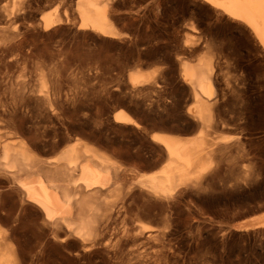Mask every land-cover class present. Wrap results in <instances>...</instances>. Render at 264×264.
Listing matches in <instances>:
<instances>
[{
	"label": "rangeland",
	"instance_id": "1",
	"mask_svg": "<svg viewBox=\"0 0 264 264\" xmlns=\"http://www.w3.org/2000/svg\"><path fill=\"white\" fill-rule=\"evenodd\" d=\"M76 1L36 4L37 21L50 15L62 22L27 47L25 60L1 74L10 81L7 88L0 82V96L7 97V112L13 113L2 123L41 158L57 155L82 137L126 163L147 168L163 152L153 132L199 136L181 62L195 64L210 57L218 86L216 111L225 124L217 133L230 138L235 150L200 182L185 188L184 200L172 208L157 256L148 264H264V253L256 252L264 226L250 225L257 221L254 216L264 214V49L252 30L204 0H110V16L120 34L109 37L78 29ZM137 70L148 76L133 86L129 75ZM41 73L48 79V99L39 96ZM118 109L133 122L115 121ZM5 182L0 176V185ZM1 201L5 211L0 210V228L13 222L26 255L24 264L31 256L36 264L116 263L106 256L77 254L73 244L67 250L50 239L45 228L39 230L44 231V245L35 248L39 239L32 234L34 212L21 208L17 198ZM249 231L254 232V244L246 249L248 237L242 232Z\"/></svg>",
	"mask_w": 264,
	"mask_h": 264
},
{
	"label": "bare ground",
	"instance_id": "2",
	"mask_svg": "<svg viewBox=\"0 0 264 264\" xmlns=\"http://www.w3.org/2000/svg\"><path fill=\"white\" fill-rule=\"evenodd\" d=\"M38 1L0 0V78L13 63L25 60L28 56L25 50L35 44L40 35L62 22L56 18L58 16L50 15L37 21L33 12ZM204 1L248 25L264 49V0ZM75 12L78 29H89L109 37L120 34L110 16V0H77ZM181 71L192 92V114L197 118L199 136L153 132L152 139L163 146V152L159 160L147 164V168L126 163L119 155L82 137L73 139L57 155L41 158L27 141L2 123L3 117L13 113L7 112V97L0 96V176L6 178L5 184L0 185V208L1 200L14 197L21 208L34 212L36 218L30 224L32 234L39 239L35 248L42 249L46 239L41 238L44 231L41 234L39 230L45 228L50 239L59 241L61 247L75 245L77 254L106 256L118 264H148L156 258L172 208L184 200L185 188L200 182L235 150V146L229 144L230 138L217 133L221 124H225L216 111L218 86L212 59L205 57L195 64L182 61ZM129 76L136 86L146 81L148 73L137 70ZM6 80L10 81L1 78L3 87L8 85ZM49 93L48 79L41 73L39 96L48 99ZM113 119L133 122L131 115L122 109L114 112ZM4 208L0 210L4 212ZM253 220L257 221L250 225L264 226V214L254 216ZM11 224L9 228H0V264H24L26 255L24 257L17 230ZM34 259L31 256L28 264H36Z\"/></svg>",
	"mask_w": 264,
	"mask_h": 264
},
{
	"label": "trees",
	"instance_id": "3",
	"mask_svg": "<svg viewBox=\"0 0 264 264\" xmlns=\"http://www.w3.org/2000/svg\"><path fill=\"white\" fill-rule=\"evenodd\" d=\"M238 234V233H236ZM243 236H247L248 237V244L246 245V249L251 247L254 244V232L253 231H249V232H242ZM256 252L260 253L262 251V254L264 253V240L262 241V246L260 248H256Z\"/></svg>",
	"mask_w": 264,
	"mask_h": 264
}]
</instances>
